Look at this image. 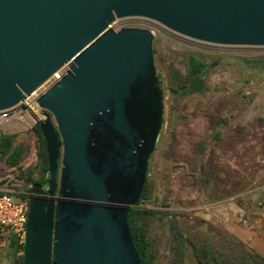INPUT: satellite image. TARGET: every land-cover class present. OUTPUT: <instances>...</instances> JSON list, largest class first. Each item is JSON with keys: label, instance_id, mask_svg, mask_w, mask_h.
I'll use <instances>...</instances> for the list:
<instances>
[{"label": "water", "instance_id": "water-1", "mask_svg": "<svg viewBox=\"0 0 264 264\" xmlns=\"http://www.w3.org/2000/svg\"><path fill=\"white\" fill-rule=\"evenodd\" d=\"M127 17L202 42L264 46V0H0V110L68 66L36 100L49 189L30 200L24 264H140L127 219L163 107L151 31L111 28Z\"/></svg>", "mask_w": 264, "mask_h": 264}, {"label": "rangeland", "instance_id": "rangeland-1", "mask_svg": "<svg viewBox=\"0 0 264 264\" xmlns=\"http://www.w3.org/2000/svg\"><path fill=\"white\" fill-rule=\"evenodd\" d=\"M111 28L151 31L161 82L163 126L149 160L145 196L133 207L140 210L137 225L148 239L149 264H203L194 245L217 246L218 231L232 233L229 213L239 221L252 216L250 207L264 205V68L245 62L264 57V46L202 42L143 17L115 19ZM191 58L207 68L204 88L184 95L177 90L186 82ZM67 73L68 66L31 98ZM36 125L23 119L0 125V136L11 135L21 154L14 166L0 156V189L27 193V180L40 175ZM176 227L185 234L183 244L175 240ZM12 256L10 245H0V264H11Z\"/></svg>", "mask_w": 264, "mask_h": 264}, {"label": "trees", "instance_id": "trees-1", "mask_svg": "<svg viewBox=\"0 0 264 264\" xmlns=\"http://www.w3.org/2000/svg\"><path fill=\"white\" fill-rule=\"evenodd\" d=\"M245 62L251 66H259L264 68V57L258 59H246ZM188 69L189 72L186 82L177 90V92L184 95L201 92L204 88V76L207 72V68L201 62L191 58L189 60ZM34 130L41 140L39 155L42 161V167L38 177L29 178L27 181L30 184H33L34 182L43 184L46 182V179L49 175L48 155L46 143L39 124L36 125ZM12 139L13 137L11 135L0 136V156L7 155L9 163L14 166L20 160L21 154L13 148ZM36 186L40 187L42 185ZM146 188L147 181L145 183L141 199H143L145 196ZM139 215V209H130L127 222L133 244L138 253L140 264H149V243L144 231L141 230L137 225ZM176 229L175 240L179 244H183L185 234L178 227H176ZM216 244L217 246L204 244L200 249L194 245V254L198 261L202 262L203 264H264V258L258 255L256 252L245 248L238 238L228 231H218V239ZM10 247L14 253L13 242L10 244ZM182 252L183 251H181V253Z\"/></svg>", "mask_w": 264, "mask_h": 264}, {"label": "built area", "instance_id": "built-area-1", "mask_svg": "<svg viewBox=\"0 0 264 264\" xmlns=\"http://www.w3.org/2000/svg\"><path fill=\"white\" fill-rule=\"evenodd\" d=\"M36 100L28 97L18 105L0 110V125L14 119H23L28 125L42 120ZM15 197V198H14ZM30 197L27 193H14L0 189V245L14 244L11 264H24L26 227Z\"/></svg>", "mask_w": 264, "mask_h": 264}, {"label": "crops", "instance_id": "crops-1", "mask_svg": "<svg viewBox=\"0 0 264 264\" xmlns=\"http://www.w3.org/2000/svg\"><path fill=\"white\" fill-rule=\"evenodd\" d=\"M252 216L237 218L235 213H229L227 229L235 234L249 249L264 258V205L249 208ZM224 220V218H223Z\"/></svg>", "mask_w": 264, "mask_h": 264}, {"label": "flooded vegetation", "instance_id": "flooded-vegetation-1", "mask_svg": "<svg viewBox=\"0 0 264 264\" xmlns=\"http://www.w3.org/2000/svg\"><path fill=\"white\" fill-rule=\"evenodd\" d=\"M51 87V86H50ZM49 87V88H50ZM48 88V89H49ZM47 89V90H48ZM46 90V91H47ZM41 113H43V110L41 109ZM38 124V123H37ZM146 144H147V142H146V140H143L142 141V147L143 148H145L146 147ZM151 157V156H150ZM150 157H149V160H150ZM149 160H148V164H149ZM62 168V167H61ZM147 169H148V166H147ZM60 178H61V173H60V175H59V180H58V186H57V189H56V193H55V199L57 200L58 198H60L61 197V195H60ZM48 179H49V175H48V177H47V179H46V182L45 183H43V184H41V183H39V182H34L33 184H31L30 185V188H29V191L27 192V194L29 195V197H30V200L34 197V196H36V195H41V196H47L48 195V189H49V186H48ZM146 180H147V174H146ZM146 183V182H145ZM36 185H42V186H40V187H38V186H36ZM43 190V191H42ZM141 200V199H140ZM139 200V201H140ZM139 203V202H138ZM137 203V204H138ZM136 204V205H137ZM135 205V206H136ZM55 223H56V221H55Z\"/></svg>", "mask_w": 264, "mask_h": 264}, {"label": "bare ground", "instance_id": "bare-ground-1", "mask_svg": "<svg viewBox=\"0 0 264 264\" xmlns=\"http://www.w3.org/2000/svg\"><path fill=\"white\" fill-rule=\"evenodd\" d=\"M55 76H57L56 74H55ZM58 77V76H57Z\"/></svg>", "mask_w": 264, "mask_h": 264}]
</instances>
